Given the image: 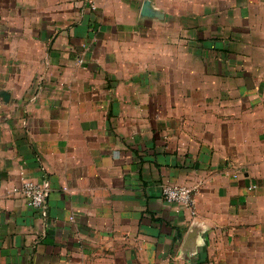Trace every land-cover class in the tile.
Listing matches in <instances>:
<instances>
[{"label":"crops","instance_id":"0c3cea01","mask_svg":"<svg viewBox=\"0 0 264 264\" xmlns=\"http://www.w3.org/2000/svg\"><path fill=\"white\" fill-rule=\"evenodd\" d=\"M1 91L0 264H264V0H0Z\"/></svg>","mask_w":264,"mask_h":264},{"label":"built area","instance_id":"2783aa9c","mask_svg":"<svg viewBox=\"0 0 264 264\" xmlns=\"http://www.w3.org/2000/svg\"><path fill=\"white\" fill-rule=\"evenodd\" d=\"M18 192L21 193L30 208L41 210L48 200L50 190L44 184L26 179L22 182V186ZM195 195L196 189L186 185H168L162 191V198L167 203L184 207L193 216L196 215Z\"/></svg>","mask_w":264,"mask_h":264},{"label":"water","instance_id":"95a60500","mask_svg":"<svg viewBox=\"0 0 264 264\" xmlns=\"http://www.w3.org/2000/svg\"><path fill=\"white\" fill-rule=\"evenodd\" d=\"M141 16L143 18H151V19H156V20H162L164 18L163 13L159 11H155L152 7V4L150 1L144 2L141 10ZM1 97L7 101L9 97V93L5 91L0 92ZM195 252H193L194 254Z\"/></svg>","mask_w":264,"mask_h":264}]
</instances>
